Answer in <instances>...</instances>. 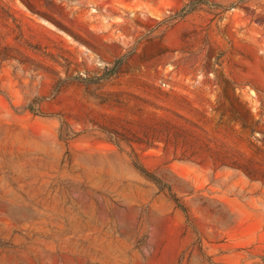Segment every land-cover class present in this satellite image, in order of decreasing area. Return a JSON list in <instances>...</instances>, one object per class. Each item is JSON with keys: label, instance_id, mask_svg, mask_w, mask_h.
Wrapping results in <instances>:
<instances>
[{"label": "rangeland", "instance_id": "1", "mask_svg": "<svg viewBox=\"0 0 264 264\" xmlns=\"http://www.w3.org/2000/svg\"><path fill=\"white\" fill-rule=\"evenodd\" d=\"M203 2L0 0V264H264V0Z\"/></svg>", "mask_w": 264, "mask_h": 264}, {"label": "trees", "instance_id": "2", "mask_svg": "<svg viewBox=\"0 0 264 264\" xmlns=\"http://www.w3.org/2000/svg\"><path fill=\"white\" fill-rule=\"evenodd\" d=\"M203 1H206V0H193V2H195L192 6L190 7H187L188 5H186L185 7H183V9L181 10L182 13L179 14L181 16H184L190 12H192L193 10H195L196 8H198L202 3H204ZM117 67V64L112 68V72L115 71ZM111 73V72H110ZM142 169V171H145L143 168H140ZM171 191V190H170ZM172 197L173 199L176 201V203L184 210L186 211V208H184V206L181 204L179 198L175 195V194H172Z\"/></svg>", "mask_w": 264, "mask_h": 264}]
</instances>
